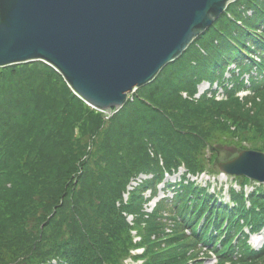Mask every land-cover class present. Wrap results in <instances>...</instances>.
<instances>
[{
	"label": "trees",
	"instance_id": "trees-1",
	"mask_svg": "<svg viewBox=\"0 0 264 264\" xmlns=\"http://www.w3.org/2000/svg\"><path fill=\"white\" fill-rule=\"evenodd\" d=\"M131 97L107 118L43 61L0 67V264H122L132 229L144 264H196L203 246L216 264H264V245L252 249L245 231L264 227L262 188L248 198L230 188L231 206L184 176L165 180L182 165L219 172L216 142L264 151V0L230 3ZM140 172L151 177L123 203Z\"/></svg>",
	"mask_w": 264,
	"mask_h": 264
},
{
	"label": "water",
	"instance_id": "water-1",
	"mask_svg": "<svg viewBox=\"0 0 264 264\" xmlns=\"http://www.w3.org/2000/svg\"><path fill=\"white\" fill-rule=\"evenodd\" d=\"M236 0H0V67L40 60L110 117ZM221 171L264 182V152Z\"/></svg>",
	"mask_w": 264,
	"mask_h": 264
},
{
	"label": "rangeland",
	"instance_id": "rangeland-1",
	"mask_svg": "<svg viewBox=\"0 0 264 264\" xmlns=\"http://www.w3.org/2000/svg\"><path fill=\"white\" fill-rule=\"evenodd\" d=\"M208 88V83H206V82H202V83H200L199 85H198V87H197V93L194 95V98L196 97L197 98V96H198V93H200V92H203L204 90H206ZM218 92V91H217ZM224 92V90L223 91H221V88H220V93H223ZM247 93H248V91H246ZM209 94V93H208ZM221 95V94H220ZM181 96L185 99V98H188V94H187V92H185V91H182L181 92ZM216 97V99H218L219 97H217V96H215ZM129 99L130 100H133V98L132 97H129ZM214 148H216V152L218 153V155H219V158H220V161L222 162V161H227V160H230V159H232V158H234V157H236L240 152H241V150L235 145V144H225V143H220V142H216V143H214ZM247 149H249V148H247ZM259 151V150H258ZM261 152H264V151H261ZM205 155L208 157L209 155H210V151L209 150H206L205 151ZM217 167V166H216ZM184 172H187V170L186 169H184L182 166L180 167V169H178V171L177 172H175L173 175H171V176H168L167 178H166V180H169V181H178L179 179H180V177H181V175L183 174ZM144 173L143 172H140V173H138L135 177H133V178H131V179H134V178H137V179H139L141 176H143L144 178H145V175H143ZM186 177H187V174H186ZM191 177V176H190ZM130 179V180H131ZM207 179H208V181H207ZM199 182L201 183V184H203V185H205V183H206V181L210 184V186H213L212 184H214L215 185V189H216V191L217 190H219L220 188L224 191L223 193L224 194H222V196L221 197H223L224 199H228V194H227V192H226V188L229 186V185H233L236 189H238V186L235 184V179L231 176V175H227V174H224V173H218V172H216V173H210V172H207V173H204V175L203 174H200L199 175ZM236 180L239 182L240 180H241V178L240 177H236ZM132 181H134V180H132ZM135 184V183H134ZM255 186H257V185H255ZM160 187H162V184L160 185ZM252 189V187L251 186H249V190H251ZM248 190V191H249ZM147 194H148V192H147ZM146 194V195H147ZM170 195H171V192L169 193ZM159 196L160 197H163L164 196V193H163V191L161 190L160 191V194H159ZM168 230V229H167ZM253 236V235H252ZM154 238V237H153ZM250 238H251V236H250ZM250 238H249V242H250ZM252 241V240H251ZM143 244H145V243H143ZM203 250V249H202ZM144 254V252L141 254V260H142V262H145V257H143L142 255ZM195 255V252H193L192 253V257L191 258H193L194 259V256ZM198 256H200L199 257V260H197V261H201V257L203 256V254H201L200 252H199V254H198ZM207 256V255H206ZM192 260V259H191ZM215 262V258L214 257H208V258H205L204 260H203V262L201 263V264H213ZM140 263V261H137V262H135V261H133V260H130V258H125L124 260H123V262H122V264H139Z\"/></svg>",
	"mask_w": 264,
	"mask_h": 264
}]
</instances>
